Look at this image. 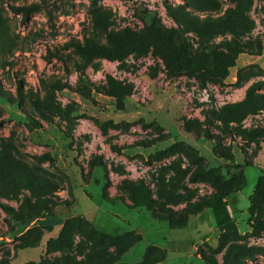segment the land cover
<instances>
[{
  "label": "rangeland",
  "instance_id": "374dc122",
  "mask_svg": "<svg viewBox=\"0 0 264 264\" xmlns=\"http://www.w3.org/2000/svg\"><path fill=\"white\" fill-rule=\"evenodd\" d=\"M147 10L196 52L234 58L228 76L201 88L167 76L150 53L93 58L80 74L71 40L138 28ZM106 74L133 82L132 94H102ZM82 114L133 124L103 136ZM205 114L215 137L204 123L184 130ZM44 152L52 161L36 158ZM93 154L103 166L88 163ZM139 178L151 209L128 207L119 188ZM201 196L210 205L185 226L165 217ZM216 198L230 221L216 220ZM0 202L15 210L0 208V264H207L212 253L219 264H264V0H0Z\"/></svg>",
  "mask_w": 264,
  "mask_h": 264
},
{
  "label": "trees",
  "instance_id": "16d2710c",
  "mask_svg": "<svg viewBox=\"0 0 264 264\" xmlns=\"http://www.w3.org/2000/svg\"><path fill=\"white\" fill-rule=\"evenodd\" d=\"M10 9L14 11H22L27 14L29 11L35 9L31 6H15L9 4ZM184 17H190V12L178 9ZM140 21L142 25L138 28H132L129 26L120 28L118 30H104L103 41L99 38L83 35L82 40H71L68 45L72 48V53L79 58L83 63L76 61L75 67L82 75L83 69L87 63L93 58H104L109 61H122L127 55H145L150 53L152 56L160 59L164 65L166 75L169 77H177L185 75L189 78L194 77L198 80L199 86L205 88L209 82L215 83L224 80L229 73V68L234 65V58L221 54L216 50L208 52H196L189 46L186 40L180 39L177 28L166 27L162 24L159 15L154 10H147L140 12ZM61 61H64V57L59 56ZM155 73H152L154 76ZM134 89L133 82L119 80L110 74L105 75L104 84L102 88V94L115 98L118 102L131 95ZM81 117L90 119L93 124L98 128L101 135L105 136L109 130H118L122 132L128 131L133 123L128 122H114L112 120L100 121L96 117L87 116L82 114ZM203 136L211 139L214 134L209 130L211 125L210 117L205 114L204 119L199 121L198 119H186L183 128L188 131L194 124H203ZM215 137V136H214ZM162 136H157L149 141H135L131 145H150L158 140H161ZM127 146H130L127 145ZM126 145H113L111 149L116 153H121ZM163 152L158 153V157ZM187 155L191 156L190 153ZM195 157V156H194ZM36 158L40 161H52L49 152H44ZM88 163L93 166H103V156L101 154H93ZM236 166L226 165V169L229 173H232V169ZM200 172H195L191 175H199ZM108 183V181H107ZM119 188L128 192V199L130 203L128 207H139L151 209L156 200L153 196L151 187L142 179H123L119 183ZM104 197L113 202L119 200L123 202L121 196L110 197L107 193V189L103 190ZM210 205L206 197L201 196L197 201L189 202L186 206L178 212L167 210L165 217L171 221V217L176 216L179 218L180 224L177 227H183L186 224L185 214H191L194 211H201L205 206ZM227 201L222 198H216L214 200L213 212L218 222L230 221L227 212ZM0 208L6 214L13 215L15 210L4 202H0ZM93 232V228L91 229ZM100 235H103L100 233ZM207 264H219L216 258V254L212 253L207 256Z\"/></svg>",
  "mask_w": 264,
  "mask_h": 264
}]
</instances>
